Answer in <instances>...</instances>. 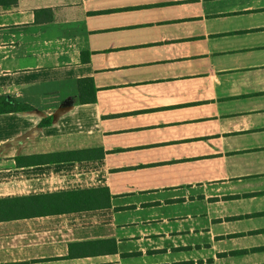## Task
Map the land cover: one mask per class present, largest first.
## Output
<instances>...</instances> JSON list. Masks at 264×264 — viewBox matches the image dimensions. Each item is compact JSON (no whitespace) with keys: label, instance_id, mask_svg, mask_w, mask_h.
<instances>
[{"label":"crops","instance_id":"1","mask_svg":"<svg viewBox=\"0 0 264 264\" xmlns=\"http://www.w3.org/2000/svg\"><path fill=\"white\" fill-rule=\"evenodd\" d=\"M0 96V264H264V0L0 4Z\"/></svg>","mask_w":264,"mask_h":264},{"label":"trees","instance_id":"2","mask_svg":"<svg viewBox=\"0 0 264 264\" xmlns=\"http://www.w3.org/2000/svg\"><path fill=\"white\" fill-rule=\"evenodd\" d=\"M16 0H0V4L8 5L15 3ZM37 12H49L48 8H41L34 11V18H37ZM50 15L47 17L49 18ZM50 19V18H49ZM76 101L78 103L92 102L94 100V86L90 77L78 78L76 80ZM32 107L24 102L11 97L0 96V114L7 112H17L30 110ZM51 117L47 115L38 121V126L50 124Z\"/></svg>","mask_w":264,"mask_h":264},{"label":"rangeland","instance_id":"3","mask_svg":"<svg viewBox=\"0 0 264 264\" xmlns=\"http://www.w3.org/2000/svg\"><path fill=\"white\" fill-rule=\"evenodd\" d=\"M115 1H117V0H105V2H110V3H113V2H115ZM177 33V35H182V31H177L176 32ZM167 168L166 167H160V169H159V172H160V177L161 178H165L168 174H167ZM149 174V176H151V174L150 173H148ZM141 179H143L142 177H141Z\"/></svg>","mask_w":264,"mask_h":264}]
</instances>
